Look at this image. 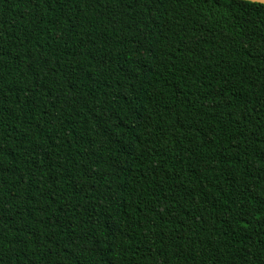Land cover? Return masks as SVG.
<instances>
[{
    "label": "trees",
    "instance_id": "1",
    "mask_svg": "<svg viewBox=\"0 0 264 264\" xmlns=\"http://www.w3.org/2000/svg\"><path fill=\"white\" fill-rule=\"evenodd\" d=\"M0 264H264V4L0 0Z\"/></svg>",
    "mask_w": 264,
    "mask_h": 264
},
{
    "label": "water",
    "instance_id": "2",
    "mask_svg": "<svg viewBox=\"0 0 264 264\" xmlns=\"http://www.w3.org/2000/svg\"><path fill=\"white\" fill-rule=\"evenodd\" d=\"M245 1H250V2H255V3H261V4H264V0H245Z\"/></svg>",
    "mask_w": 264,
    "mask_h": 264
}]
</instances>
